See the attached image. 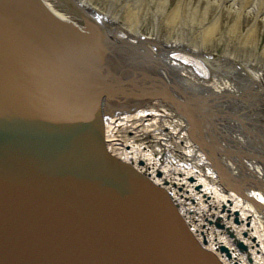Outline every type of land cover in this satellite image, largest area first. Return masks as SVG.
<instances>
[{"label":"water","instance_id":"obj_1","mask_svg":"<svg viewBox=\"0 0 264 264\" xmlns=\"http://www.w3.org/2000/svg\"><path fill=\"white\" fill-rule=\"evenodd\" d=\"M100 28L64 0H0V264H224L103 138L104 101L158 96L191 120L197 97L141 62L126 70Z\"/></svg>","mask_w":264,"mask_h":264},{"label":"bare ground","instance_id":"obj_2","mask_svg":"<svg viewBox=\"0 0 264 264\" xmlns=\"http://www.w3.org/2000/svg\"><path fill=\"white\" fill-rule=\"evenodd\" d=\"M64 1L102 31L104 29L100 27L105 28V33L128 55L126 70L141 62L149 70L158 71L169 80L176 81L183 88L193 92L201 110L204 107L203 104L209 101L207 108L203 109L207 112V119H204L201 114L200 119L195 118L199 112L197 113L194 104L198 103L182 104L183 109L188 110L192 116L191 120L184 117L169 99L158 96L134 101H128V99L104 101L102 104V122L103 138L107 149L113 155L131 163L139 171L148 175L154 183L165 187L177 201L182 216L198 240L207 248L215 250L224 264H234L235 261L237 264H264V182H249L251 175L242 171L243 169H256L263 172L264 165L260 162L259 157L264 156V152H245V150L250 149L244 148L241 142L232 141L234 137L232 140L227 137L220 138L221 129L225 125L228 126V122L239 129L241 124L247 127V121L239 117L230 118L226 114L223 115L224 119L215 116L220 114L217 112L226 110L234 114L236 113L234 110H236L243 114L242 110L233 107L234 104L237 105L236 107H245L248 102L264 103V88L258 87V84L261 83L260 73L263 67L257 64L258 66L254 68V62L251 63L247 59L253 66V74L248 73V76L243 77L239 75L241 73H238V68L242 66V59L239 60L231 57L232 55L227 56V54L217 55L203 47L204 41L208 44L206 39L209 40L218 31V21L223 15V10L226 11V22L229 24L228 33L231 36L241 32L246 33V36L243 35L245 39L255 38L256 33H259V31L257 32L258 21L261 20L264 23V0H174L169 8H166L168 0H155L156 6L163 10L165 20H162L166 21L169 30L171 31L173 27L178 29L179 33L177 32L175 38L170 37L171 34L161 38L152 35L154 32L145 35L138 28L127 27L125 22L129 21L128 18L121 22L117 13H113L114 10L112 12L109 9H100L101 7L99 8L95 4L96 0L95 3L92 0ZM145 3V0H126V3L123 4L129 8L133 26L138 21V15ZM115 8L117 9V6ZM151 12L153 13V11L149 13ZM155 15L158 16V14ZM188 15L192 16L197 21L196 23H200L196 28L197 33H199L198 40L185 34L189 26H186ZM141 21L143 22V20ZM144 22L146 21L144 20ZM220 23L222 24L221 21ZM157 25L160 24L157 22ZM190 28L192 29V27ZM261 29L260 31H262ZM219 37L221 36L218 34ZM190 39L195 40V43H191ZM215 40L213 41L215 42ZM245 47L248 49L247 46ZM187 53H194L204 58L209 66L202 68V73L208 71L220 75V77L215 78V81L219 78V81L225 82L238 76L240 80H243L242 78L248 79L249 81L246 82L248 84L244 83V87L240 88L238 86L233 87L229 82L222 86L220 82V86L212 90V88H205L208 85L190 81L179 70V66L176 65L178 62L174 61L176 55L180 59L184 57L183 54ZM170 69L178 71L177 74H172ZM224 90L228 92L224 93ZM210 91L215 92L210 93ZM216 93L221 95L220 97L217 96V99L224 102L221 104V108L218 103L214 108H211L210 101L216 100L214 99ZM231 107L233 108L230 109ZM218 109L220 110L217 111ZM244 117L247 118V116ZM211 124H214V132L211 129ZM229 141L232 142L229 143ZM211 147L215 152H211ZM216 161L221 163L220 170L215 168L214 163ZM254 161H259L261 166L252 164ZM222 174L225 175L226 181ZM257 179L263 180L261 176H257ZM199 183L201 188L196 189L195 185ZM228 199L231 200V203L228 202ZM224 203L229 207L230 212L221 210ZM235 209L239 210L238 222L234 220L233 211ZM216 220H219L223 226L217 227ZM228 229L233 235L229 234ZM244 231H247V234H244ZM240 239L247 244V250H239L236 246L237 240ZM220 244L229 247L232 253L231 257H227L224 251L219 250ZM248 256L252 257V261L248 260Z\"/></svg>","mask_w":264,"mask_h":264},{"label":"rangeland","instance_id":"obj_3","mask_svg":"<svg viewBox=\"0 0 264 264\" xmlns=\"http://www.w3.org/2000/svg\"><path fill=\"white\" fill-rule=\"evenodd\" d=\"M93 1V3H95L96 1V5L100 8V9H102V10H107V9H109V10H111L112 12H113V10L115 11V12H113V13H117V15H118V18L120 19V21L121 22H124L127 18V20H129V21H127V22H125V24H126V26L127 27H134V28H138V30H140V31H142L145 35H150V34H152L153 32V34L152 35H156V36H158V37H161V38H163L164 36L165 37H168L170 34V37H172V38H175V36H176V34H177V32H178V29H175L176 27H173L174 28V30H173V28L171 29V31L169 30V26L166 24V21L164 22L163 20H165L164 18H163V10H160L161 8H159L158 6H156V2H155V0H145L146 1V3L148 2V4H146L145 3V6H144V8L143 9H145V10H143V9H141V11H140V13H139V18L141 17V18H143V19H139L138 18V21L134 24V26H133V24L131 23L132 21H133V19H131V17H130V14H129V8H128V6L127 5H123V4H125L126 3V0H101V1H99V0H92ZM114 1V2H113ZM117 3H116V2ZM151 1H152V3H151ZM153 1H154V3H153ZM174 2V0H168V3H167V5H166V8H169L172 4H173V2ZM106 2V3H105ZM112 2V3H111ZM170 2H172V3H170ZM114 3V4H113ZM119 5V7H118V5ZM151 4V5H150ZM109 5H110V7H109ZM113 6V7H112ZM115 6H117V9L115 8ZM152 8H151V7ZM168 6V7H167ZM109 7V8H108ZM112 7V8H111ZM115 8V9H114ZM148 8V9H147ZM149 8H151V9H149ZM158 8V9H157ZM80 10V9H79ZM147 10V11H146ZM149 10V11H148ZM157 10V11H156ZM121 11V12H120ZM146 11V12H145ZM150 11H153V13L151 12V13H149ZM160 11H162V12H160ZM222 11V10H221ZM157 12V13H156ZM223 13V15L222 16H220V19H219V25L217 26L218 27V31H216L215 32V34L208 40V39H206L207 41H208V44H206L207 42L206 41H204V44H203V47H204V49H206V50H208V51H210V52H212V53H216L217 55H226L227 54V56H231V57H233V58H236V59H239V60H241L242 59V66L241 67H239L238 68V73H241V74H239V75H241V76H243V77H245V76H248V73H250V74H253L252 73V69H253V66H251L250 65V63L248 62V60H250L251 61V63H253V65H254V68H256V66H262L263 68H262V72L260 73V77H261V83L260 84H258V87L259 88H261V87H263L264 88V33H263V31H264V29H263V27H264V23H262V21L261 20H259L258 21V29H257V32L259 31V33H256V36H255V38L254 37H249V38H247V39H245L244 37H243V35H245L246 36V33H239L238 32V35L236 34V35H234L235 36V38H234V36H231L230 35V33H228V28H229V24H228V22H226V20H227V18H226V11L225 10H223L222 11ZM225 12V13H224ZM120 13V14H119ZM121 13H123L122 15H121ZM149 13V14H148ZM158 14V16L157 15H155V14ZM141 14V15H140ZM153 14V15H152ZM119 15H121V16H119ZM142 15H144L143 17H142ZM148 15V16H147ZM191 15V14H190ZM190 15H188L189 17L187 18V22H186V26H188L187 27V30L185 31V34H186V36H188V37H190V38H192V39H195V40H198L199 39V33H197L198 31H196V28L198 27V25L200 24H198V23H196L197 21L196 20H194V18H192V16H190ZM193 15V14H192ZM225 15V16H224ZM125 16V17H124ZM147 16V17H146ZM156 16V17H155ZM160 16V17H159ZM209 16H210V14L208 15V18H209ZM224 16V17H223ZM157 17H158V19H157ZM190 18V19H189ZM163 19V20H162ZM189 19V20H188ZM141 20H143V22L141 21ZM144 20L146 21V22H144ZM205 20H207V19H205ZM193 21V22H192ZM220 21L222 22V24L220 23ZM224 21V22H223ZM129 22V23H128ZM138 22H140V23H138ZM157 22H158V24H160V25H157ZM162 24H161V23ZM127 23H128V25H127ZM191 23V24H190ZM194 23V24H193ZM129 24H131V25H129ZM138 24H140V25H138ZM226 24V25H225ZM164 25V26H163ZM167 25V26H166ZM196 25V26H195ZM224 25V26H223ZM160 26V27H159ZM178 26V25H177ZM194 26V27H193ZM221 26H223L222 27V29H221ZM227 26V28H224V27H226ZM163 27H165V28H163ZM190 27H192V29H194V30H192ZM259 27H261V28H259ZM140 28V29H139ZM224 28V29H223ZM155 29H156V31H155ZM226 29V30H225ZM244 30H245V27L243 28ZM260 29L262 30V31H260ZM221 30V31H220ZM158 31V33H162V34H164V35H162L161 33L160 34H156V32ZM160 31V32H159ZM165 31V32H164ZM175 31V32H174ZM188 31V32H187ZM152 32V33H151ZM169 32V33H168ZM219 32V33H218ZM223 32V33H222ZM179 33V32H178ZM228 34V35H225V34ZM166 34V35H165ZM169 34V35H168ZM196 34V35H195ZM217 34V35H216ZM218 34L221 36V37H219L218 38ZM222 34V35H221ZM160 35H162V36H160ZM168 35V36H167ZM225 35V36H224ZM262 35V36H261ZM193 36H195L194 38H193ZM217 36V37H216ZM164 37V38H165ZM223 37V38H222ZM233 39H231V38ZM238 37V38H237ZM257 37H258V39H257ZM221 38H222V40H221ZM211 39H213V40H215V42L213 41V40H211ZM220 39V40H219ZM239 39V40H238ZM195 40H191L190 39V42L191 43H195ZM233 42H232V41ZM257 40V41H256ZM210 41V42H209ZM228 41V42H227ZM241 41V43H239V42ZM254 41V42H253ZM256 41V42H255ZM212 42V43H211ZM247 42V43H246ZM249 42V43H248ZM250 42H252L251 44H250ZM254 43V45H252ZM256 43H257V45H256ZM241 44H243V45H241ZM248 44V45H247ZM250 44V45H249ZM194 46H195V44H193ZM205 45V46H204ZM207 45V46H206ZM247 46V48L248 49H246V47L245 46ZM209 46V47H208ZM242 46V47H241ZM243 47H244V49H243ZM257 47V48H256ZM191 55V56H190ZM242 57H241V56ZM183 56L184 57H182V58H180L179 59V57L176 55L175 57V62L177 63L176 65H178L179 67V70L180 71H182L185 75H186V77L187 78H189L190 79V81H194L195 83H197V84H205V85H208L207 87H205V88H212V90H215V89H217V86H220V82L221 81H219V78L215 81V78H217V76L218 77H220V75H217V74H214L213 72H208V71H205L204 73H202V68H208V66H209V64H208V62L206 61L205 62V60H204V58H202V57H200V56H197V54H194V53H187V54H183ZM237 56H238V58H237ZM247 56V57H246ZM255 57V59H254V57ZM187 57H189V58H187ZM191 57V58H190ZM248 59V60H247ZM252 59V60H251ZM258 61H257V60ZM260 59V60H259ZM263 60V61H262ZM244 61H246V62H244ZM259 61H261V62H259ZM181 62V63H180ZM186 63H188V64H186ZM247 65H246V64ZM262 63V64H261ZM248 64H249V66H248ZM258 64V65H257ZM171 70V69H170ZM177 70V69H176ZM172 74H177V72L178 71H170ZM239 78H242V77H239ZM243 80H240V79H238V76H235L234 77V79L233 80H227V81H223V82H221V85L222 86H225V85H227V83L229 82V83H231L232 84V86L233 87H235V86H238V87H244V83L245 84H248V83H246V82H248L249 80L248 79H245V78H242ZM218 82H219V85H218ZM213 92H215V91H210V93H213ZM226 92H228V91H226V90H224V93H226ZM258 93H260L261 94V92L260 91H258ZM217 96H221L220 94H218L217 95V93L215 94V98L214 99H216V100H211L210 102H211V108H214L215 106H216V103H218L219 104V106H220V108H221V104H224V102H221V101H219L218 99H217ZM246 99V98H245ZM234 100H236V99H234ZM237 101V100H236ZM246 101L248 102V100L246 99ZM209 102V101H208ZM208 102L206 101L203 105H204V107H203V109L207 106V104H208ZM256 102H258V101H254V102H248L247 103V105L245 106V107H236L237 105H235L234 104V106L233 107H235V108H238V109H240V110H242L243 111V114H241V113H238L236 110H234L236 113L234 114L233 112H230V111H228V110H226V111H220V112H217V113H220L219 115H215V116H217V117H220V118H223V115H227V117H230V118H237V117H239V118H241L242 120H245V121H247V127H245L244 126V124H243V126H242V124H241V127L239 128L240 129V132H238V130L239 129H236L233 125H231L228 121V126H224V128L223 129H221V132H222V134L220 135V138H223V137H227L228 139H231L232 140V138L234 137V139L232 140V141H238V142H241L243 145H244V148H248V149H250V150H245V152H248V151H259V152H264V103L262 104V103H256ZM229 104H231V103H229ZM252 104V105H251ZM233 107H231L230 109H232ZM207 108V107H206ZM220 109H218L217 111H219ZM211 111H212V109H211ZM223 112V113H222ZM170 113H172L171 111H170ZM248 113H250V115H248ZM177 115V114H176ZM212 116H214V115H212ZM244 116H247V118L246 117H244ZM244 117V118H243ZM224 119V118H223ZM236 121H237V119H235ZM238 121H239V119H238ZM214 124H211V129H212V131L214 132L215 131V128H214V126H213ZM249 125V126H248ZM243 127H245V128H243ZM237 134V135H236ZM249 136H248V135ZM232 141H229V143L230 142H232ZM240 160V159H239ZM255 162V163H254ZM252 164H255V165H257V166H261V163L259 162V161H254ZM263 170V172H261L260 170H247V169H243L242 171L244 172V171H246V173H248V174H250L251 176H249V182H264V169H262ZM257 176H261V178L263 179V180H258L257 179ZM252 185V184H251ZM264 221V220H263Z\"/></svg>","mask_w":264,"mask_h":264}]
</instances>
